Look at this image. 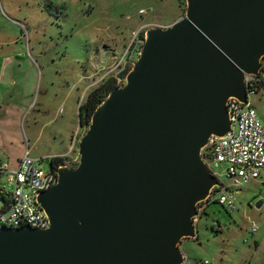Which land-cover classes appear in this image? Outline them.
Listing matches in <instances>:
<instances>
[{"label": "water", "instance_id": "obj_1", "mask_svg": "<svg viewBox=\"0 0 264 264\" xmlns=\"http://www.w3.org/2000/svg\"><path fill=\"white\" fill-rule=\"evenodd\" d=\"M263 58L264 0H187L149 28L126 82L93 111L78 165L38 193L50 225H0V264L184 263L198 204L219 184L203 149L231 130L228 101L247 100Z\"/></svg>", "mask_w": 264, "mask_h": 264}, {"label": "rangeland", "instance_id": "obj_2", "mask_svg": "<svg viewBox=\"0 0 264 264\" xmlns=\"http://www.w3.org/2000/svg\"><path fill=\"white\" fill-rule=\"evenodd\" d=\"M186 8L187 0H0V159L17 167L30 147L37 156L70 154V165H78L90 123H81L80 105L89 91L130 70L138 53L122 71L116 67L129 45L153 26L173 24ZM14 88L18 105L8 106ZM252 101L264 121V86ZM262 175L237 191L238 208L207 205L198 236L182 242V264H264V202L256 204L264 197ZM0 186L12 190L4 171Z\"/></svg>", "mask_w": 264, "mask_h": 264}, {"label": "built area", "instance_id": "obj_3", "mask_svg": "<svg viewBox=\"0 0 264 264\" xmlns=\"http://www.w3.org/2000/svg\"><path fill=\"white\" fill-rule=\"evenodd\" d=\"M145 37H138L126 50L125 55L117 61L116 67L123 65L130 54H139ZM123 65V66H122ZM120 71V72H121ZM118 85H123L126 75H114ZM262 73H247V100L231 97L228 101L232 128L225 135H213L203 149V157L212 173L216 175V184L209 197L198 204V223L200 216L211 202H220L230 209L238 208L236 193L252 179L262 178L264 170V121L260 118L252 101V95L258 91ZM75 142V141H74ZM74 144V143H73ZM73 148V147H72ZM52 156L43 157L32 154L30 147L20 158L17 167L10 168L8 162H0V172L7 174L12 190L8 193L10 201L0 203V225L48 227L50 219L37 200L38 193L51 187L58 181V166L70 165L74 161L70 154L57 166L51 164ZM79 160V156L76 160ZM1 194L5 190L1 187ZM6 193V192H5ZM7 194V193H6ZM253 231L258 229L253 224Z\"/></svg>", "mask_w": 264, "mask_h": 264}, {"label": "trees", "instance_id": "obj_4", "mask_svg": "<svg viewBox=\"0 0 264 264\" xmlns=\"http://www.w3.org/2000/svg\"><path fill=\"white\" fill-rule=\"evenodd\" d=\"M128 71L129 69L126 70L124 75H126ZM117 85L118 84L116 82V77L109 76V77H106L102 82H100L97 86H95L89 91L86 97V100L80 105L81 123H83V121L85 122L91 121V117H92V114L95 108L102 101V99L109 93V91ZM263 86H264V77H261L258 83V87H259L258 91ZM64 159H65V156L63 155H55V156H52L50 161L53 166H57L60 162L64 161ZM0 197L3 198L4 201L6 202L10 201L8 193L6 194L5 192H2V195ZM204 212H206V210H204Z\"/></svg>", "mask_w": 264, "mask_h": 264}, {"label": "crops", "instance_id": "obj_5", "mask_svg": "<svg viewBox=\"0 0 264 264\" xmlns=\"http://www.w3.org/2000/svg\"><path fill=\"white\" fill-rule=\"evenodd\" d=\"M13 83L14 84H12V85H17L16 84V81H15V79L13 80ZM11 92V93H10ZM18 92H19V90H18V88H14V91H13V89H11V90H9V93H10V97H8L7 98V104H8V106H10L11 104H15V105H18L17 104V102H16V96H14L15 94H18ZM1 106V105H0ZM2 107H4V106H2ZM72 148V147H71ZM2 160L0 159V162H1ZM19 163V162H18ZM0 188H1V186H0ZM0 194H1V190H0Z\"/></svg>", "mask_w": 264, "mask_h": 264}]
</instances>
